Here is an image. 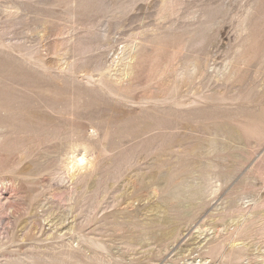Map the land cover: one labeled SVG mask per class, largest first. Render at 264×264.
Returning <instances> with one entry per match:
<instances>
[{"label": "bare ground", "instance_id": "1", "mask_svg": "<svg viewBox=\"0 0 264 264\" xmlns=\"http://www.w3.org/2000/svg\"><path fill=\"white\" fill-rule=\"evenodd\" d=\"M147 1L148 0H0V55L10 65L19 66L27 71L35 73L38 78H48L50 80V85L52 84V79H50V74H52L51 71L56 68L57 72L54 74V79L58 82L57 84L53 83L51 85L57 88L55 94H37L26 89L24 85H19L20 81L17 82V79L13 78L17 76L16 73H13L12 77L8 69L11 66L8 68L3 67L7 68L8 71L7 73L0 72V124L6 128L7 131L0 135V160L3 161L4 159H8L11 163H14L16 158L13 159L6 143L17 140L18 138L25 137L28 140H33L36 146L43 142H57L59 149L57 151L55 165L60 166L61 173L58 181L61 183L68 181L72 187L69 195L70 201L73 202L71 205L73 211H70L73 219L70 230L71 232H76L78 235L83 232L77 230L78 222H81L79 221L81 216L78 214L76 194L82 195L83 199L87 201L86 206L89 210L87 215L93 213L95 216L96 211L98 213L105 211L107 207H104L105 204L102 195L105 193L108 194V187L106 186L108 180L113 176L112 174L117 167L122 165L129 167L135 155H142L144 152H149L153 149H155V151L152 152H156V148L162 146H168L169 149L187 146V148H191L193 151L199 149L202 154L224 151L229 147H238L241 144L243 145L242 149L246 148V144L242 142L239 144L237 143L238 134L234 132L235 130H222L221 133L223 134L219 135L217 132H214L212 135L211 133L203 131L204 127L201 126V122L203 121L202 113L205 107H207V105L205 106V94L207 93H205L204 89L207 88L210 81L216 80L229 83L237 77L236 73H238L240 68L238 67L239 61H242L241 59L237 61V59L238 56L244 53H248V57L259 54L260 58H258L260 60H254H256L257 65L264 63V48H260L264 45L261 44L259 47L258 44L260 38L261 40L264 39V25L262 27L260 26L257 32L251 24L255 6L243 12L234 22L236 33L235 41L225 49L226 58L220 65V68L210 73L207 59L205 58L208 56L207 48L218 38L223 25L222 23H224H220L219 19L225 20L230 14L228 9L215 14L222 15L220 18H217L215 15L212 17V14H208V12L203 11L202 8L201 10L199 9L201 14H199L200 16L197 18L195 15L196 13L188 14L185 12L188 15H184V13V16L181 17L183 20L197 19V22L183 21L178 23L179 21L172 20V17L176 15L177 12L179 13L181 9L179 7L189 5L190 3L185 0H160V2L156 4L159 7L156 16L157 21H162L167 24L165 25L162 23L161 26L154 27V29L150 31L134 34L121 43L123 44L122 48L118 47L116 50L114 49L115 51L113 50V42L114 39H116V35H124L120 33V31L125 28L124 22L127 21V17L136 10L140 2ZM259 1L261 2V0H258V2ZM262 1L264 3V0ZM203 18H207V20H202ZM260 18L258 21L261 24ZM231 20H233V18H231ZM254 22L255 19L253 24ZM255 25V27L259 26L258 23ZM25 32L28 34L35 32L38 34L48 33L50 37L54 38L53 44H50V51L52 50L53 53L58 50L61 51V54H59L60 57L57 58L56 66L52 67L50 64L46 66L47 63H45L37 53L31 52L24 44L13 42H19L28 38ZM148 51L152 58L140 61L141 56H143L142 54ZM184 51L188 53L182 55ZM111 53H113V55L109 60L108 57ZM67 56H69V58H67ZM249 58L248 60H250ZM252 60L253 59H251L250 62ZM247 61L246 63L248 64ZM244 63L245 61L243 64ZM256 63L255 66H257ZM2 65L0 66L2 67ZM3 68L1 69L4 72ZM14 68L16 69L17 67ZM140 68H144L145 85L147 88L153 81H157V83L160 84L165 83L167 86V97L164 99H157L153 98L154 94L151 93L152 97L147 98L146 94L148 93H146V98H144L142 95L143 99L139 100L141 113L135 117V119H137L135 123L131 122L133 120H131L130 123H109L106 122L103 115L99 118L98 116L101 113L103 114L110 110L108 107H100V103L95 104L90 101V98L92 99L93 97L97 99V102L99 100L113 107H132L136 100L131 96L129 89L136 90L132 89L133 87L131 88V86H136L134 83L138 73H140ZM13 70L14 69H11L12 72H14ZM241 72H244V70ZM21 73L23 75V72ZM80 73H82L81 76H79ZM20 74H18V76H20ZM240 75L241 73L239 72V76ZM21 77L17 78H20L19 80L24 79V77ZM31 80L33 81V79ZM232 82L233 81L230 83ZM126 84L129 85V89H127ZM184 88H187V90L183 91ZM260 89L261 90L257 92V97L260 99L258 100L259 102L254 112L257 108L264 112V84ZM192 92H194L193 96L191 95ZM14 99L18 101H14ZM26 100H31L32 102L30 101L28 103ZM188 100H194V110H191L192 108L188 105ZM34 108L44 115L42 117L45 119L44 122H32L31 116L36 113ZM152 112H154V114ZM194 113L197 115V117H195L196 123L192 124L189 122V118ZM104 114L106 118V113ZM205 116L204 114V117ZM128 117L126 116V118ZM81 120H86L87 124H80L79 121ZM89 129L93 130L91 134ZM206 135L209 137L206 138ZM226 135L231 137L228 138ZM177 137H186L187 139L190 137V141L186 145H184L185 143L173 145V139ZM220 138L229 140V142L221 140ZM108 141L110 143V149L104 147ZM234 141H236V146H232V142ZM173 150L178 152V149ZM28 152L30 151L22 152V155L24 156ZM94 154H96V157H94ZM194 164L203 168V170L196 179V187H194V183L188 184L190 188L188 203L189 207L192 209V213L187 216L188 221L195 217L193 211L202 208L208 196L218 192L220 188L225 185V181L231 177L215 172L214 168L216 169V167L210 162L196 161ZM139 165L141 164L138 163L137 167ZM4 167L2 170H5ZM131 170H133V168ZM34 173L35 171L31 175H35ZM155 174L156 173H154V175ZM26 175L27 174H25V176ZM133 175L137 176V174ZM27 176H30V174ZM17 179L19 180L18 177ZM153 179L155 178L153 177ZM158 179L160 178L158 177ZM247 179L252 178L247 177ZM161 180L164 181L162 178ZM25 182L26 181H24V183ZM139 185H141V183H139ZM178 192H180V190ZM244 199L246 198L239 197L236 199L235 206L239 205ZM250 201H253L256 205L258 200L254 198L248 200V202ZM248 202H245V204ZM106 204L108 205L109 203ZM220 205L224 204L221 203ZM50 216V212H45L43 218L47 220ZM242 216L246 217L243 221H240L242 225L244 223H251L258 216L264 219V209L258 210L256 214L251 213L250 215L247 214ZM34 219H36V217ZM165 219L167 220V218ZM179 223H175L174 220L165 223L169 225L168 235L170 239H174L172 244L175 243L180 236L181 229ZM87 225L86 223V226ZM34 227L35 224L27 223L26 225V228L29 230H33ZM197 230L202 232L201 227H198ZM84 234L85 231L83 236L80 234L82 236V242L96 246V243L91 241V238V240L89 239V235L86 237ZM216 242L217 240L212 241L213 245L209 251L212 257L220 254L222 250V244H216ZM58 243L60 242L52 245L47 244V246H45V251H40L39 249L42 247L33 244V242L28 246L29 250L27 249L25 253L19 252L13 255L14 253H10L11 249L10 251L7 250L10 256L7 257L4 262H10L8 264H67L66 262H79V260H82V255L80 256L79 253V246L74 247L73 243L66 245L60 244V246ZM6 245L7 244H1L0 248L3 249ZM240 249L241 251L244 250V248ZM173 251H170L169 255ZM6 254L9 255L8 253ZM6 254L4 253L5 256ZM178 254H174L169 262H175V257ZM237 257V259H242L245 256L240 252L237 254ZM225 258L228 259V257ZM94 259L98 262L101 260H98L97 257ZM205 260V258H202L199 261H187L186 264H203L206 262ZM169 262H165V264H169Z\"/></svg>", "mask_w": 264, "mask_h": 264}, {"label": "rangeland", "instance_id": "2", "mask_svg": "<svg viewBox=\"0 0 264 264\" xmlns=\"http://www.w3.org/2000/svg\"><path fill=\"white\" fill-rule=\"evenodd\" d=\"M185 1L189 2L190 6L183 5L179 7L181 8L179 13L177 12V14L172 17V20L179 21L178 23L183 21L197 22V19L183 20L181 17L187 13H196L195 15L197 18L200 16L199 14H201V11H199L201 8L203 11L208 12V14H212V17L220 11H225V9H228L230 12L225 20L220 18L222 15H215L217 18H220V23H224H222L223 25L218 38L207 48L208 56L205 58L207 59L210 73L215 69H219L226 58L225 49L230 44H233L236 38L234 22L243 12L255 6L251 24L257 32L259 31L257 29L264 25V3L262 0L261 2H258V0ZM158 2H160V0H148L147 2H140L139 5H137L136 10L133 11L129 17H127V21L124 22L125 28L120 31V33L124 35H116V39H114L113 42V50H116L118 47L122 48L123 44L121 43L134 34L150 31L154 29V27L161 26L162 23L165 25L167 24L162 21H157L156 16L159 7L156 4ZM258 16L259 18L261 17V24L258 21ZM231 18H233V20H231ZM254 19L255 22L253 24ZM202 20H207V18H203ZM257 23L259 26L255 27ZM25 33L28 38L19 42H13L24 44L31 52L37 53V55L47 63L46 66L49 64L52 65V67L56 66V61L58 60L57 58L60 57L59 54H61V51L58 50L54 53L52 50V52L50 51V46L53 44L54 38L50 37L48 33ZM259 40L258 44L260 47L261 44L264 45V39L261 40L260 38ZM260 48H264V46ZM187 53L188 52L184 51L182 55ZM247 54L244 53L241 55L242 57L238 56L237 61H239V59L242 61H239L238 67L240 68L238 73H236L237 77H233L234 79L232 78V83H230L231 81L229 83L216 80L210 81L207 88L204 89L205 93H207L205 94V106L207 105V107L204 106L205 109L202 113L203 121L201 122V126L205 128H203V131L211 133L212 135L214 132L221 135L223 134L221 133L222 130H235L234 132L238 134L237 143L239 144L242 142L246 144V148L242 149V144L237 147L235 144L236 141H234L232 142V146L236 147H229L224 151H215L211 154H202L199 149V151L197 149L193 151V149L187 148V146L183 148H173L178 149V152L169 149L168 146H162L156 148V152H152L155 151V149H153L149 152H144V156L143 154L135 155L131 162L129 161V167L122 165L114 170L113 176L110 177L106 185L108 187V194L105 193L102 195L105 204L103 205L107 207V209L99 213L96 211L95 216L92 213L93 217L92 214H90L91 216L87 215L89 212L86 206L87 201L83 199L82 195L76 194L78 214L81 216L79 220L81 222H78L77 230H81L83 233L85 231L86 235L84 234V236L87 237L89 235V239L91 238L92 240H90L94 241L97 247L82 242L83 240L81 237L83 233H79L78 235L76 232H71L70 230L73 220L70 211H73L71 207L73 202L70 201L69 195L72 187L68 181L65 183L58 181L61 173L60 166L55 165L57 151L59 149L57 142H43L36 146L33 140H28L25 137L7 142L6 146H8L13 159L16 158V160L14 163H11L8 159H4L3 161L0 160L2 161L0 162V242L2 241L0 245H8L4 246L5 249L4 247L3 249L0 248V264L10 263L4 262L7 257L10 256V253H14L13 255L19 252L25 253L32 242L42 247L39 249L40 251H45V246H47V244L52 245L57 244V242H60L58 243L59 245L73 243L74 247L79 246V253L80 256L82 255V260H79V262H66L67 264H165V262H169L174 254L178 253L179 254L175 257L176 261L169 262V264H186L187 261H199L202 258L206 259V262L203 264H264V219L258 216L251 223H244L242 225L240 222L246 218L242 215H250L251 213L256 214L258 210L264 209V112L260 111L259 108L256 109L257 112L256 110L254 112L259 102L258 100L260 99L257 97V92L261 90L260 88L264 84V63L257 65L256 60H260L259 54L249 56L250 58ZM112 55L113 53L108 57L109 60ZM142 55L140 61L152 58L149 51ZM67 58H69V56H67ZM248 58L250 60H256L250 62ZM244 61L245 65L243 64ZM255 63L257 66H255ZM0 65H2L0 69L11 66L8 69L12 77L13 73H16L17 76L14 75L16 77L13 78H16L17 82L20 81L19 85H24L26 89L32 92L43 95H53L57 90L54 85L51 86L53 83H58L56 79H54V74L57 72L56 68L51 71V78H49L52 79V84L50 85V80L48 78H38L35 73L27 71L19 66L10 65L1 55ZM14 67H17L16 69L18 71ZM7 68H3L4 72L1 69L0 72L7 73ZM11 69H14V72H12ZM140 69V73H138L134 83L136 86H131V88L133 87L132 89L136 90L129 89L128 83L126 84L127 89L131 92V96L136 100L132 107H113L99 100L97 102V99L93 97V100L90 98V101L95 104L100 103V107H108L110 110L109 112H104L106 113L107 119L104 113H101L98 116L99 118L103 115L106 122L109 123H130L131 120H133L131 122L135 123L137 120L135 117L141 113L139 100L143 99V97H152V94H154L153 98L157 99H164L167 97L166 84L153 81L147 88L145 85L144 68ZM243 70L244 72H241ZM21 72H23V75ZM239 72L241 73L240 76ZM18 74H20V76H18ZM81 75L82 73L79 74V76ZM21 76L24 77V79L19 80L20 78L17 77ZM31 79H33V81ZM186 90L187 88L183 89V91ZM193 94L194 92L191 93L192 96ZM14 101L18 100L14 99ZM27 101L29 103L31 100H26V102ZM187 102L192 108L191 110H194V100H188ZM34 111L36 113L31 116L32 122H44L45 119L42 118L44 115L39 113L38 110H35V108ZM152 113L154 114V112ZM204 114L206 115L205 117ZM126 116L128 118H126ZM195 117H197V115L195 113L192 114L189 118V122L195 124ZM79 123L85 125L87 121L81 120ZM5 131H7V129L0 124V135ZM89 131L90 134L93 132L91 129H89ZM226 136L228 138L231 137L229 135ZM208 137L209 136L206 135V138ZM189 139L190 137H188V139L186 137H177L173 139L172 144L185 143L184 145H186L189 143ZM220 139L229 142V140ZM104 147L110 149L109 141ZM28 150L30 152L23 156L22 152ZM94 157H96V154H94ZM196 161L210 162L216 167V169L214 168L215 172L231 177L225 181V185L216 192L217 194L209 195L211 197L208 196L202 208L193 211L195 217L188 221L187 216L192 213V209L189 207L188 203L190 192L188 184L194 183V187H196V179L203 170V168L194 164ZM138 163L141 164L139 165L141 167L138 166L139 168L137 167ZM3 167L5 170H2ZM132 168L134 171L131 170ZM34 171L35 175H31ZM154 173L156 174L154 175ZM25 174H30V176H25ZM133 174H137V176ZM153 177L155 179H153ZM247 177L252 179H247ZM161 178L164 181H162ZM23 180L26 182L24 183ZM143 182L147 183L144 184ZM139 183H141V185H139ZM179 190L180 192H178ZM239 197L246 199L235 206L236 199ZM254 198L258 200L256 205L253 201L248 202V200ZM245 202L248 203L245 204ZM106 203L109 204L107 205ZM221 203L224 205H220ZM45 212L51 213L50 218L47 220L43 218ZM35 217L37 220L34 219ZM165 218H167V220ZM165 220L166 222L174 220L175 223H179L180 221V238L178 237V240L173 244L172 242H174V239H170L168 235L169 225L165 224ZM84 222L88 225L86 226ZM27 223L35 224L34 229H27ZM82 227L85 228L83 229ZM198 227L202 228V232L197 230ZM80 234H82V236ZM214 240H217L216 244H222V250L220 254L212 257L209 251L211 250L213 245L212 241ZM239 247L244 248V250L241 251ZM7 250H9L10 253ZM170 251L173 252L169 255ZM240 252L245 257L237 259V254ZM4 253H8L9 255L6 254L5 256ZM94 256L97 257L98 260L101 259V263L94 259ZM225 257H228V259Z\"/></svg>", "mask_w": 264, "mask_h": 264}]
</instances>
